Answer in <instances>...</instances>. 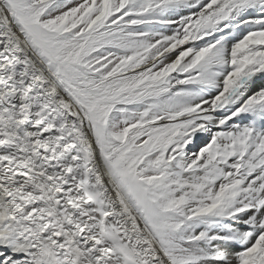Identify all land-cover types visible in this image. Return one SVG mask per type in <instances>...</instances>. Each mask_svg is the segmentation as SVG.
<instances>
[{"label":"snow or ice","instance_id":"1","mask_svg":"<svg viewBox=\"0 0 264 264\" xmlns=\"http://www.w3.org/2000/svg\"><path fill=\"white\" fill-rule=\"evenodd\" d=\"M0 264H264V0H0Z\"/></svg>","mask_w":264,"mask_h":264}]
</instances>
